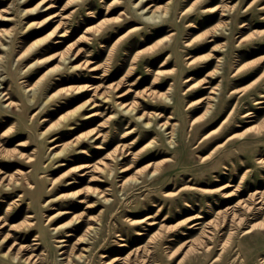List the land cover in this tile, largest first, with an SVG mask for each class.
Instances as JSON below:
<instances>
[{"label":"rangeland","instance_id":"374dc122","mask_svg":"<svg viewBox=\"0 0 264 264\" xmlns=\"http://www.w3.org/2000/svg\"><path fill=\"white\" fill-rule=\"evenodd\" d=\"M135 2L0 0V264H264V0H150L151 21Z\"/></svg>","mask_w":264,"mask_h":264},{"label":"bare ground","instance_id":"6f19581e","mask_svg":"<svg viewBox=\"0 0 264 264\" xmlns=\"http://www.w3.org/2000/svg\"><path fill=\"white\" fill-rule=\"evenodd\" d=\"M20 1H22V0H20ZM148 1H150V0H137V2H135V3H133V6L134 7H137V10H138V13L137 14H139V16H140V18L141 19H143L144 21H151L152 19H154L155 17H158V16H156L155 14H156V11H155V9L154 8H152L153 7V4H145L146 2H148ZM232 7H230L229 9H231ZM262 8H264V6H262ZM47 9H50L49 7L47 8ZM33 10H31V9H26L25 10V13H31ZM222 12H221V16H224V15H226V13L224 12V11H227L226 10V8L225 9H222L221 10ZM210 12L212 13V14H219L218 12H217V10H216V8H211L210 9ZM145 14H149V15H146V16H144ZM55 16L54 15H52V16H49L48 18L49 19H52V18H54ZM6 20H8V19H6ZM30 25V24H29ZM57 37H61V38H64V37H66V34L65 33H63V32H61ZM61 41L60 40H54V44H57V43H60ZM191 43V41H189L186 45H189ZM61 57V62L63 63V64H65V63H69L70 62V60H72V59H75L76 58V55L75 56H71V57H66V56H64V55H60ZM50 57V56H49ZM53 58V57H52ZM168 58V57H167ZM51 58H49L48 60H50ZM194 62V59L193 60H191V61H189L188 62V64L190 65V64H192ZM32 65V64H31ZM61 67L59 66L58 67V69H60ZM70 69H72V70H78V69H80V67H79V64H73V65H71V67H70ZM90 70H94V68H91ZM238 70V69H237ZM187 80V79H186ZM96 89H97V87L95 88V86H93V85H86V86H83L82 88H80V89H76V91H75V93H81V92H90V91H92V92H94L92 95H93V97L94 96H96V98L98 99V100H100L101 102H103V103H108L109 102V100L110 99H112L111 97H110V95L108 94V92H109V90L107 89V91H103V92H100V90L98 91V92H96ZM32 90V88H28V91H31ZM124 95H125V93H121V94H119V95H117L116 96V98H118V99H121L122 97H124ZM0 96H1V101H2V105L4 106V107H6V108H10V107H12L13 106V103L9 100V98L7 97V94L4 92V91H0ZM53 97V94H51L50 96H48L47 97V100H50L51 98ZM257 103H261V102H257ZM115 105L118 107V109L121 111V112H123V113H125V114H132V113H134V111H135V108L133 107V105H129V104H126V103H124V102H122V101H118V100H115ZM98 106H101V104L100 103H96V102H94L93 101V99H87L85 102H84V104L82 105V106H80L81 108L82 107H85V109H94L95 107H98ZM98 115V113H93V114H90V116H97ZM90 116H84V118H87V117H90ZM244 116H246V117H250L249 116V113H247V114H245ZM142 118V116H138V118L137 119H141ZM146 124H148V123H146ZM162 126H167L168 127V125L166 124V123H162L161 124ZM70 127H69V129H75V127L73 126V125H69ZM50 129H51V127H47L44 131H42V132H40L39 133V136H44L47 132H49L50 131ZM92 136V140L93 141H97L101 136H102V134H100V132L99 131H96L93 135H91ZM59 139V137H54V138H52V139H50L49 140V143L51 142V143H54V145H52V150H54L55 148H57V147H59V146H61L59 143L57 144V143H55L57 140ZM96 150H101V149H103V147H101L100 145H96L95 147H94ZM49 149V148H48ZM65 149L66 148H61V149H59V151H51L50 150V152H49V156H51V158H59L60 157V155L65 151ZM118 149L120 150V157H122V158H120V159H124V155H126L125 153H124V146L123 145H120L119 147H118ZM78 153H82V151L81 150H79V151H77ZM11 160L13 159L12 157L10 158ZM60 165H62V164H60ZM108 166H109V163L108 162H106V161H103V160H100V161H97V163L96 164H92L91 166H88L87 168H91V170H95V171H98V170H103V169H107L108 168ZM82 169H84V168H82ZM122 171H124V169H122L121 170V172ZM86 173V172H85ZM81 175H84V173L83 174H81ZM91 181H99V182H101L100 180H95V179H91ZM75 181H72V182H69V184H72V183H74ZM0 186L1 187H4L6 190H8L9 188H10V186H9V181H8V179H7V177H5V176H2V177H0ZM90 190L93 192V193H95L96 194V196H97V198L98 199H101V200H103V202H105V203H107V201L109 200L107 197L111 194L110 192H111V189L110 188H105V189H103V190H97V189H95V188H90ZM259 194V193H258ZM262 195L260 194L259 195V197H261ZM59 197H64L62 194L61 195H59L58 196V198ZM224 197H225V195H224ZM57 198V199H58ZM261 201V200H260ZM79 203H83V200H79L78 201ZM240 204V202H237L234 206L236 207L237 205H239ZM66 213H68L67 211H64V212H60L59 213V215H64V214H66ZM197 217V216H196ZM198 219L200 218L201 219V216H199V217H197ZM196 218V219H197ZM242 218H235L234 216H232L231 218H230V221L235 225V226H240L241 225V223H242ZM153 223H150L149 225H152ZM202 223H192V224H190V226H188V228H190V229H195V226L196 225H201ZM202 226H204L203 228H207L206 230H204L203 232L206 234V238L207 239H210L212 236H213V232L210 230L211 228V222H208L206 225H203L202 224ZM2 227V226H1ZM59 227H56L55 229H58ZM89 230L91 229V228H88ZM68 236H70V235H68ZM120 239H122V238H120ZM1 241H5V239L3 238ZM67 240H65V239H60V240H58L57 242L58 243H60V244H62L61 246H59V248H60V254L61 255H64L65 254V250H64V248L67 246L66 245V242ZM82 243H85L84 241H81ZM126 246V244H124V243H119L118 244V247L119 248H124ZM27 247V246H26ZM26 247H23V250H22V252L23 251H26ZM10 250V249H9ZM82 251H88V249H86V248H82ZM190 251V247L187 249V251L186 252H189ZM11 254V255H10ZM22 254V253H21ZM8 255V257H11V260L13 261V262H15V261H19L22 257H23V254L22 255H17V254H13V253H9V254H7V252H5L4 254H3V256H7ZM82 257H85V256H83V255H77V256H72V258H71V261L69 260V259H67L66 257H64V258H62V264H73L74 263V260L76 261H79ZM33 258H35V256H32V255H29V256H26L25 258L23 257V261H26V262H28V261H33ZM124 259H125V257H116V258H114V259H112L110 262H106L105 264H122L123 262H124ZM65 261V262H64Z\"/></svg>","mask_w":264,"mask_h":264}]
</instances>
